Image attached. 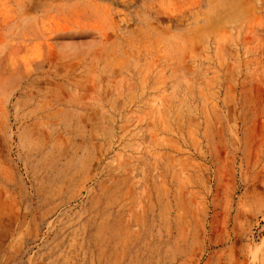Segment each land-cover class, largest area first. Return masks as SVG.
<instances>
[{
	"label": "rangeland",
	"instance_id": "rangeland-1",
	"mask_svg": "<svg viewBox=\"0 0 264 264\" xmlns=\"http://www.w3.org/2000/svg\"><path fill=\"white\" fill-rule=\"evenodd\" d=\"M0 264H264V0H0Z\"/></svg>",
	"mask_w": 264,
	"mask_h": 264
}]
</instances>
